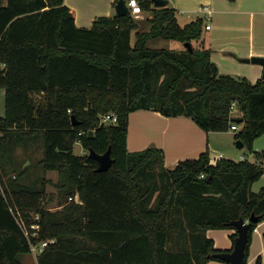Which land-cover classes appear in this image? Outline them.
<instances>
[{"label":"trees","instance_id":"trees-1","mask_svg":"<svg viewBox=\"0 0 264 264\" xmlns=\"http://www.w3.org/2000/svg\"><path fill=\"white\" fill-rule=\"evenodd\" d=\"M138 2L150 13L143 22L100 16L87 29L76 27L64 0L0 3V264H23L31 245L44 241L52 242L36 264H207L231 249H216L206 231L234 230L229 223L253 215L246 264L253 230L264 221V187L252 191L264 172V149L253 151L264 135V80L218 72L204 18L180 25L174 8ZM155 39L190 49L150 48ZM138 110L187 117L205 132L236 124L234 139L254 159L212 163L204 152L167 169L159 148L127 150L128 116ZM108 112L116 123L101 125ZM76 142L97 154L110 147L111 167L96 172L93 159L73 153ZM38 144L35 162V150L15 157ZM36 166L43 174L27 183ZM47 172L57 174L54 184ZM51 183L55 195L46 192ZM74 195L79 202L68 201ZM229 237L233 245L236 233Z\"/></svg>","mask_w":264,"mask_h":264},{"label":"crops","instance_id":"crops-1","mask_svg":"<svg viewBox=\"0 0 264 264\" xmlns=\"http://www.w3.org/2000/svg\"><path fill=\"white\" fill-rule=\"evenodd\" d=\"M117 1L64 0V4L69 8L76 27L87 29L97 17L114 16V7ZM167 1L168 7L176 10V16L179 13L196 12L198 15L192 20L202 17L205 19V25L211 21L212 25L208 24L210 28L204 29L208 33V39H204L210 49V60L217 66L220 74L244 77L251 83L261 79L262 66L242 63L240 59L264 58V0ZM5 2L6 0H0L3 5ZM203 2L211 7H208L210 12L208 18H206L205 12H201L202 14L199 12L200 8L205 7L199 6ZM147 14L140 22L149 17L150 13ZM179 24L184 25L186 21L183 24L179 22ZM134 34L135 31H132V45L135 40ZM177 46L180 50L183 45ZM235 132L231 129L226 132H205L187 117H165L153 110H138L131 112L128 116L126 147L129 152L140 151L151 146L159 148L164 154V166L167 169H173L178 161L195 159L204 152L212 155L218 153L217 156L211 157L212 163L217 159L230 156L231 153L234 155L232 149L223 141L228 135L234 137ZM25 164L27 165L28 162ZM227 232L221 236V233L207 230L206 236L213 240L216 249L228 250L231 249L232 243L228 240L225 241L223 236H229L234 233V230ZM263 235L264 221L260 222L252 233V242L246 264H254L257 256L261 257V263L264 264ZM218 238L222 239L221 241L224 240L222 244H218Z\"/></svg>","mask_w":264,"mask_h":264},{"label":"rangeland","instance_id":"rangeland-1","mask_svg":"<svg viewBox=\"0 0 264 264\" xmlns=\"http://www.w3.org/2000/svg\"><path fill=\"white\" fill-rule=\"evenodd\" d=\"M199 6H205V7H209L211 8L209 5H207L206 2L201 3ZM202 14V13H201ZM147 12L142 11L140 15L137 16H133L137 21H141L144 17H146ZM198 15V13L194 12V13H179L177 15L178 17V21L183 24V22L186 21V23L190 22L193 18H195ZM200 15V14H199ZM150 16V14H149ZM191 19V20H190ZM190 20V21H188ZM208 24L211 26L212 23L211 21L208 22ZM91 27V26H90ZM89 27V28H90ZM203 38L208 39V33L203 29ZM177 45H181L179 42L177 41H173V40H164V39H155L149 42L148 46L151 48H156V49H166V50H176V51H180L183 49L184 46H182L180 48V50L178 49L179 46ZM184 45V44H183ZM235 77V76H234ZM4 115V93L2 90H0V117H2ZM233 116H238L239 115V111L236 110L234 111V113L232 114ZM226 139V140H225ZM223 141V143L225 145L228 144L229 148L232 149V152H234L235 154L233 155V153H231L230 156H225L224 158H230L233 160H239L240 156H243L245 159L247 160H252L254 159V154L253 152H248L246 150L245 147L243 148H238L235 145L236 140H234V137L232 135H228L226 136ZM213 142V140H212ZM36 148V149H35ZM213 149H216V147H213ZM264 149V135L258 137L257 139L254 140L253 142V151H261ZM30 150H35L32 153L33 159L31 158V160H33V162H35V160H37L38 158L41 157V146L38 144L37 146H32L29 147L27 149V151H24L23 149L19 148L16 150L15 153V157L19 160H23L26 159L29 156ZM220 152V151H219ZM73 153L77 156H81V155H88V151L83 149L82 146L79 143H75L74 147H73ZM212 153H215V151H212ZM218 153L215 154H209L210 159L211 157H215L217 156ZM212 155V156H211ZM213 160V159H212ZM28 163H30L28 161ZM26 165V164H25ZM36 167H31V171L32 174L29 175V177L25 180L27 183H31V181H33L35 179V176L39 174V172L42 173V171ZM10 175H16L15 172H11L8 176H6L4 179H6L7 177H9ZM46 178L50 179L52 181V183L54 184L57 180V175L55 172H47L46 173ZM48 184L45 188H46V192L47 194H52L55 195L56 194V189L54 188L53 184ZM261 185H264V175L261 176V178L253 184L252 186V191L253 192H257L260 188ZM49 207V209L51 210H56L58 207L55 206V202H52L50 204L47 205ZM212 231H216L217 233H221V236L223 235L224 232H231V230H223V229H219V230H212ZM227 232V233H228ZM254 235V234H253ZM225 241H231L230 237L228 235H224L223 236ZM219 242L218 244H222V242L219 238H218ZM221 241V242H220ZM251 242H252V237H251ZM250 242V244H251ZM250 248V247H249ZM249 254V253H248ZM248 258V257H247ZM36 257L34 256V254L30 253L29 255H26L24 257H22V263L23 264H36ZM247 261V259H246ZM207 264H225L224 262H220V261H209ZM262 264V263H261Z\"/></svg>","mask_w":264,"mask_h":264},{"label":"water","instance_id":"water-1","mask_svg":"<svg viewBox=\"0 0 264 264\" xmlns=\"http://www.w3.org/2000/svg\"><path fill=\"white\" fill-rule=\"evenodd\" d=\"M153 8H164L168 6L167 0H151ZM115 16H125L128 15V9L126 7L125 0H118L115 7ZM185 48L190 49L189 43H185L183 45ZM242 63H251L255 65H260L263 67V73L261 79L264 80V58L262 57H251L248 59H240ZM72 119V125H77L78 122ZM237 123H241V119H236ZM236 147L243 148V143L240 141H236ZM88 157L93 159L96 164V172H105L107 171L112 165V158L110 156V147L102 154H97L93 150H88ZM253 223H257V218L253 215L249 218V222L245 223L244 220L239 219L236 221H232L229 223L230 226L234 228V232L236 233V237L234 238L233 245L230 251L216 253L213 256L220 261L224 262L225 264H244L245 262V249L248 242V230Z\"/></svg>","mask_w":264,"mask_h":264},{"label":"built area","instance_id":"built-area-1","mask_svg":"<svg viewBox=\"0 0 264 264\" xmlns=\"http://www.w3.org/2000/svg\"><path fill=\"white\" fill-rule=\"evenodd\" d=\"M126 7H127V9H128V14H130L132 17H133V16L140 15L141 12H142L138 0H127V1H126ZM199 12H200V13H201V12H205V13L207 14V17H206V18H208L209 13H210V12L208 11V8H207V7H202V8H200V9H199ZM209 28H210L209 25L206 24V25H205V29L208 30ZM230 110H231V114H233L234 111L236 110V105H235V103L232 104ZM116 120H117V119H116V115H115L114 113H112V112L104 113V114H101V115L99 116V123H100L101 125H105V126H108V125H114V124L116 123ZM230 129H231L232 131H238V130L240 129V126H238V125H236V124H232V125L230 126ZM240 160H247V159H245V158L242 156V157H240ZM248 161H250V160H248ZM263 175H264V172H263ZM68 201L79 202V200H78V196H77V195H74L73 197H69V198H68ZM248 222H249V220H246V221H245V223H248ZM22 226H23V225H22ZM31 229L37 230V229H38V226H37V225H31ZM253 231H254V230H253ZM25 235L28 236V235H27V232H25ZM31 236H33V237L36 236V233H35V232L32 233ZM50 242H52V241H44V242H42L38 247L35 246V245H31V252H32V254H34V256H35L36 253H37L38 251H41V250H42L43 248H45V247L47 246V244L50 243Z\"/></svg>","mask_w":264,"mask_h":264}]
</instances>
